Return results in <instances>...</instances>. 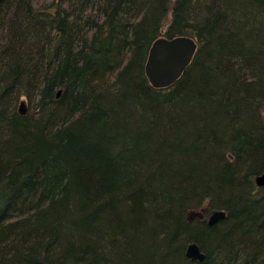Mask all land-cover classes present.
<instances>
[{
    "label": "trees",
    "instance_id": "trees-1",
    "mask_svg": "<svg viewBox=\"0 0 264 264\" xmlns=\"http://www.w3.org/2000/svg\"><path fill=\"white\" fill-rule=\"evenodd\" d=\"M263 170L264 0H0V264H264Z\"/></svg>",
    "mask_w": 264,
    "mask_h": 264
},
{
    "label": "water",
    "instance_id": "water-1",
    "mask_svg": "<svg viewBox=\"0 0 264 264\" xmlns=\"http://www.w3.org/2000/svg\"><path fill=\"white\" fill-rule=\"evenodd\" d=\"M198 51V42L191 36H177L173 38L161 37L157 39L149 51L145 65V73L150 84L156 89H167L172 87L184 74L193 62ZM61 95V91L58 96ZM19 113H28V104L22 100ZM258 187H264V170L255 179ZM227 217L225 211H213L206 217L205 211L193 212L191 219L203 220L206 218L209 226H214ZM186 257L191 261L202 262L206 255L200 246L193 242L188 244Z\"/></svg>",
    "mask_w": 264,
    "mask_h": 264
},
{
    "label": "bare ground",
    "instance_id": "bare-ground-1",
    "mask_svg": "<svg viewBox=\"0 0 264 264\" xmlns=\"http://www.w3.org/2000/svg\"><path fill=\"white\" fill-rule=\"evenodd\" d=\"M19 106H20V104H19ZM18 110H19V109H18ZM220 211H222V210H220ZM203 220H205V221L207 222L206 218H204Z\"/></svg>",
    "mask_w": 264,
    "mask_h": 264
},
{
    "label": "rangeland",
    "instance_id": "rangeland-1",
    "mask_svg": "<svg viewBox=\"0 0 264 264\" xmlns=\"http://www.w3.org/2000/svg\"><path fill=\"white\" fill-rule=\"evenodd\" d=\"M27 104H28V102H27ZM28 108H29V105H28Z\"/></svg>",
    "mask_w": 264,
    "mask_h": 264
}]
</instances>
